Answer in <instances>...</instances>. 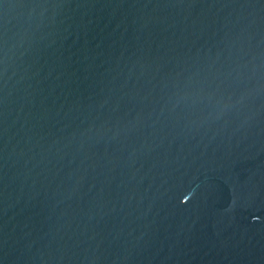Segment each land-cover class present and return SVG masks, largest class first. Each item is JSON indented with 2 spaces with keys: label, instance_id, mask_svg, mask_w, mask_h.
<instances>
[{
  "label": "water",
  "instance_id": "1",
  "mask_svg": "<svg viewBox=\"0 0 264 264\" xmlns=\"http://www.w3.org/2000/svg\"><path fill=\"white\" fill-rule=\"evenodd\" d=\"M0 264H264V0H0Z\"/></svg>",
  "mask_w": 264,
  "mask_h": 264
}]
</instances>
